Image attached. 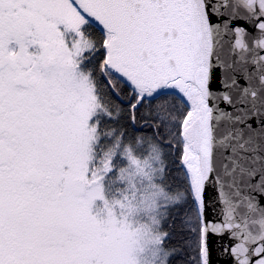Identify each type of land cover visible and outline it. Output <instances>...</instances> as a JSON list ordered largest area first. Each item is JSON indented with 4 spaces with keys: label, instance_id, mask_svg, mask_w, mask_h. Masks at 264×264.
Wrapping results in <instances>:
<instances>
[{
    "label": "snow or ice",
    "instance_id": "6c2138e0",
    "mask_svg": "<svg viewBox=\"0 0 264 264\" xmlns=\"http://www.w3.org/2000/svg\"><path fill=\"white\" fill-rule=\"evenodd\" d=\"M0 264H264V0H0Z\"/></svg>",
    "mask_w": 264,
    "mask_h": 264
},
{
    "label": "water",
    "instance_id": "95a60500",
    "mask_svg": "<svg viewBox=\"0 0 264 264\" xmlns=\"http://www.w3.org/2000/svg\"><path fill=\"white\" fill-rule=\"evenodd\" d=\"M213 260H214V261L216 260L215 251H214V254H213Z\"/></svg>",
    "mask_w": 264,
    "mask_h": 264
}]
</instances>
